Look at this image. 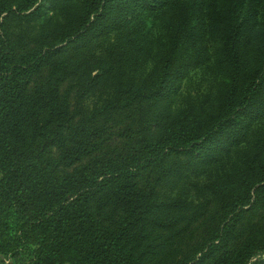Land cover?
<instances>
[{
	"label": "trees",
	"instance_id": "1",
	"mask_svg": "<svg viewBox=\"0 0 264 264\" xmlns=\"http://www.w3.org/2000/svg\"><path fill=\"white\" fill-rule=\"evenodd\" d=\"M65 0H0V257L8 264H264V162L239 169L211 197L176 191L201 176L216 153H229L247 116L264 115L262 66L240 55L257 26L260 0L231 3L213 16L226 91L204 115H149L175 92L191 66L202 0L179 3L169 43L152 70L141 21L111 52L130 62L122 87L100 105L71 78L88 62L120 12H155L170 0H84L81 21L54 40L14 28V17H43ZM256 31V30H255ZM264 36V35H263ZM147 55V54H146Z\"/></svg>",
	"mask_w": 264,
	"mask_h": 264
},
{
	"label": "rangeland",
	"instance_id": "2",
	"mask_svg": "<svg viewBox=\"0 0 264 264\" xmlns=\"http://www.w3.org/2000/svg\"><path fill=\"white\" fill-rule=\"evenodd\" d=\"M83 2L84 0H65L40 18L31 15V11L16 15L14 28L30 36L47 34L56 40L79 25ZM176 2L186 0H170L168 5L155 12L139 9L140 12L133 17H126L120 12L118 24L111 25L102 32L92 58L75 68L71 78L72 83H77L79 89L87 93L82 97L86 108L100 105L118 87L123 86L131 64L124 60L122 64L113 66L111 52L114 47L124 42L127 30L137 25L138 21H141V28L144 27L147 31L143 42V50L147 54L146 63L140 70V75L152 70L156 59L163 55L169 43V27L179 7ZM241 2L245 10L248 0H202V12H196L199 18L196 29L199 42L188 53L194 57V62L173 77L175 92L172 95L149 105V115L153 119L169 116L177 118L185 114L204 118V114L226 91L230 81V69L223 62L213 16L231 3ZM260 3L262 4L256 11V31L246 30L240 46V55L246 63L250 67L258 68L262 64L258 58L257 46L264 40V0H260ZM239 129L241 138L230 146L229 153H216L200 168L202 173L198 179L177 187L176 191L191 200L200 201L204 197H211L216 187L223 186L227 180H231L232 185H237L239 169L245 168L247 163L257 162L261 165L264 162V115L245 117ZM8 263L0 257V264Z\"/></svg>",
	"mask_w": 264,
	"mask_h": 264
}]
</instances>
